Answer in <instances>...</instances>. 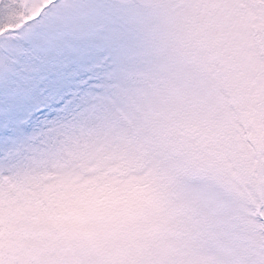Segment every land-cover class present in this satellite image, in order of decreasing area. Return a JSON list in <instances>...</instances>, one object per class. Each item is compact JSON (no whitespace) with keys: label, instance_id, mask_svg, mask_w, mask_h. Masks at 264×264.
I'll return each instance as SVG.
<instances>
[{"label":"snow or ice","instance_id":"obj_1","mask_svg":"<svg viewBox=\"0 0 264 264\" xmlns=\"http://www.w3.org/2000/svg\"><path fill=\"white\" fill-rule=\"evenodd\" d=\"M0 264H264V0H0Z\"/></svg>","mask_w":264,"mask_h":264}]
</instances>
